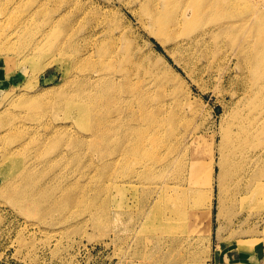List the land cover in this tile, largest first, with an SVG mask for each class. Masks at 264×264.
<instances>
[{
  "label": "rangeland",
  "instance_id": "374dc122",
  "mask_svg": "<svg viewBox=\"0 0 264 264\" xmlns=\"http://www.w3.org/2000/svg\"><path fill=\"white\" fill-rule=\"evenodd\" d=\"M103 1L0 0V258L17 264H264V198L249 200V217H234L242 208L232 207L225 192L220 131L245 102L226 56L230 34L197 82L182 72L167 91L153 88L156 97L165 93L170 100L183 132V166L160 158L144 172L129 162L122 181L118 134L106 145L88 135L94 108L84 104L102 68L95 71L96 55L85 57L87 35L105 29L97 34L103 48L118 35L137 37L145 55L162 47L128 6L110 0L115 6L103 7ZM239 3L243 15L252 8L264 12V0ZM102 11L110 17L104 22L97 20ZM59 14L62 26L42 39ZM191 132L200 135L196 156L208 149L210 134L217 135L221 164L211 180L189 168L193 147L184 137ZM24 186L39 199L29 205L40 207L18 202ZM193 213L202 218L195 221Z\"/></svg>",
  "mask_w": 264,
  "mask_h": 264
},
{
  "label": "bare ground",
  "instance_id": "6f19581e",
  "mask_svg": "<svg viewBox=\"0 0 264 264\" xmlns=\"http://www.w3.org/2000/svg\"><path fill=\"white\" fill-rule=\"evenodd\" d=\"M115 1L134 12L149 40L151 35H155L162 50L145 55L138 45L137 37L131 39L119 35L109 47L103 48L102 38L98 36L105 29L99 30L101 35L97 30L87 35L89 48L85 57L91 60L96 55L98 67L95 71L102 68L99 78L94 79L95 92H88L91 95H88L87 103L84 104L85 108H94L92 117L95 124L88 135L96 143L108 144L118 134V161L123 168L119 176L123 178L122 181L126 177L129 162L138 164L144 172H150L160 158L168 164L183 166L180 157L183 154V132L177 130L176 115L172 112L174 109L170 100L164 99L165 93L156 97L153 88L157 86L167 91L170 85L175 86L174 79L181 76L182 72L197 82L200 76L208 73L213 59L221 50L223 44L220 39L230 34L229 43L232 47L226 56L236 69V92L242 93L245 102L233 111L222 126L219 149L223 155L227 201L234 208L237 205L242 208L232 215L249 217L251 213L245 214V208H250L249 200L255 196L260 201L264 198V12L252 8L248 15H243L240 0H200L204 2L200 8H197L200 5L183 7L185 4L176 0H112V3ZM112 3L110 0L101 2L103 7H114ZM62 15L59 14L57 18L54 16L53 20L52 16L49 18L50 28L41 36L42 39L46 33L50 34L53 28L58 27ZM98 18L100 22L108 20V11L100 12ZM80 108L83 109V106ZM210 137L208 149L200 156L193 155L196 149L194 145L200 141L199 133L191 132L184 139L185 144L193 147L189 159L190 170L203 172L211 180L221 161L217 160L215 152L216 133L210 134ZM172 138L177 139L172 141ZM48 141L52 142L51 139ZM72 142L70 145H73ZM55 144L56 149L57 142ZM220 174L222 176L221 171ZM24 189L26 186L23 187L22 201L18 202L28 207H40V204L29 205L39 199L30 197ZM192 216L195 221L202 218L197 213ZM203 216L207 220L211 217L210 212ZM204 231L211 234L209 223ZM193 232L188 231L186 236L189 237ZM242 244L240 241L239 245Z\"/></svg>",
  "mask_w": 264,
  "mask_h": 264
},
{
  "label": "built area",
  "instance_id": "2783aa9c",
  "mask_svg": "<svg viewBox=\"0 0 264 264\" xmlns=\"http://www.w3.org/2000/svg\"><path fill=\"white\" fill-rule=\"evenodd\" d=\"M0 264H17L16 262H11L10 260L8 259H2L0 258Z\"/></svg>",
  "mask_w": 264,
  "mask_h": 264
}]
</instances>
